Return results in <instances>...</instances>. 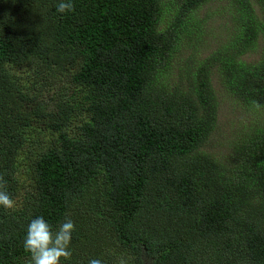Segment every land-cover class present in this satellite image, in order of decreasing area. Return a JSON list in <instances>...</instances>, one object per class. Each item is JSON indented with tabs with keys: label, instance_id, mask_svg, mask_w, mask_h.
I'll return each instance as SVG.
<instances>
[{
	"label": "trees",
	"instance_id": "16d2710c",
	"mask_svg": "<svg viewBox=\"0 0 264 264\" xmlns=\"http://www.w3.org/2000/svg\"><path fill=\"white\" fill-rule=\"evenodd\" d=\"M214 1L233 35L166 83L197 9ZM71 2L61 14L59 0H0V175L11 198L28 132L51 135L19 207H0V264H30L23 239L37 217L54 234L74 222L60 264H264V0ZM20 66L32 74L22 86ZM214 76L255 121L221 158L206 147Z\"/></svg>",
	"mask_w": 264,
	"mask_h": 264
},
{
	"label": "rangeland",
	"instance_id": "374dc122",
	"mask_svg": "<svg viewBox=\"0 0 264 264\" xmlns=\"http://www.w3.org/2000/svg\"><path fill=\"white\" fill-rule=\"evenodd\" d=\"M222 4H224V2L220 1L216 3V1H214L197 9L196 20L194 21L198 23L196 31L192 32L190 40H185L181 43L180 50L177 53L179 58L172 62V70L165 79L166 83H173L175 81L178 66H182V62L188 61V57L191 58V62L194 65L198 59L206 56L218 44L222 43L224 39L233 35L234 24L229 22V16L227 14L221 16L216 13L213 14L217 6H219V12H221L220 8ZM255 9L257 10V7H255ZM260 46L259 41V45L256 46L253 53L249 54L245 59L249 61L255 57L257 58L260 52ZM25 73L32 75L29 70H25L20 66L16 74L18 78H20L21 76L26 77L27 75ZM179 75L182 76L181 74ZM212 81L213 87L218 94V107L216 127L208 139L206 147L208 151L215 155H219L221 158V156L231 154V147L233 141L237 137V133L243 132L248 122L249 124H254L255 121L253 120L254 116L248 110H245V108L239 105L232 97L220 91L215 76L212 77ZM23 82L24 79H18V85L22 86ZM28 83L30 82L28 81ZM25 84L27 85V81H25ZM48 86H52V84ZM255 114L257 113L255 112ZM261 119L262 117L260 120ZM260 120H258V122H260ZM30 130L33 131V129ZM28 133L29 138L25 139L17 154L18 178L22 177V182L20 184L21 190L17 192V196L12 198L15 201L14 209L19 207L22 191L27 189L25 177H28L27 169L33 158V154L41 149V146L45 145L46 139L51 137V135L47 134V131L43 129L34 130V132L31 133L29 131ZM40 139H43L42 142H39ZM116 252L120 251L115 250L114 253Z\"/></svg>",
	"mask_w": 264,
	"mask_h": 264
},
{
	"label": "clouds",
	"instance_id": "9594fccd",
	"mask_svg": "<svg viewBox=\"0 0 264 264\" xmlns=\"http://www.w3.org/2000/svg\"><path fill=\"white\" fill-rule=\"evenodd\" d=\"M56 11L61 14L72 12L74 4L71 0H59ZM253 104L260 107L256 101H253ZM0 207L6 211L15 208V201L7 192L6 181L2 175H0ZM74 230L75 225L71 219H65L55 234L43 217L32 219L23 239V249L30 255V264H60L62 258L70 259L72 255L70 243ZM89 264H103V261L93 258L89 260ZM118 264H126V260L121 257L118 259Z\"/></svg>",
	"mask_w": 264,
	"mask_h": 264
}]
</instances>
